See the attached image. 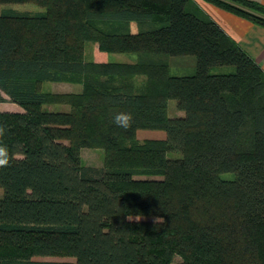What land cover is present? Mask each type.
I'll return each instance as SVG.
<instances>
[{
	"label": "trees",
	"instance_id": "trees-1",
	"mask_svg": "<svg viewBox=\"0 0 264 264\" xmlns=\"http://www.w3.org/2000/svg\"><path fill=\"white\" fill-rule=\"evenodd\" d=\"M204 1L264 28L260 3ZM87 42L101 59L85 61ZM183 56L195 73L170 76L168 58ZM170 99L183 116L168 117ZM4 102L22 112L0 111L3 143L20 153L0 169V264H264V72L194 0H0ZM119 112L130 128L115 125ZM140 130L165 136L140 142ZM84 148L103 149L100 168ZM49 257L73 261L37 260Z\"/></svg>",
	"mask_w": 264,
	"mask_h": 264
},
{
	"label": "rangeland",
	"instance_id": "rangeland-1",
	"mask_svg": "<svg viewBox=\"0 0 264 264\" xmlns=\"http://www.w3.org/2000/svg\"><path fill=\"white\" fill-rule=\"evenodd\" d=\"M199 8L205 12L202 3L204 0H194ZM2 10L12 9L17 12H28L35 13L43 11V8L38 7L32 3H9L1 6ZM206 13V12H205ZM98 27L108 30V31H121L129 33H137L148 27L147 24L137 23V22H128V23H114V22H104L97 21L95 23ZM95 46L92 42L85 43L84 47V59L89 61L91 59H101L100 55L95 53ZM137 59L135 53H111L108 54L107 61L111 62H121V63H134ZM169 75L170 76H190L195 73L196 62L195 58L192 56H183V57H169ZM234 71L232 66H214L210 68V73L212 74H227ZM40 90L42 92H56V93H78L81 91V85L79 84H70V83H43L41 84ZM51 111L56 112H67L69 107L62 104H54L47 106ZM21 108L16 104L10 102H5L0 105V111L2 112H21ZM167 115L170 118L183 116L182 111L177 110L176 101L173 99L168 100L167 102ZM165 136V132L161 130H140L137 132L138 141H143L147 139H162ZM103 149L101 148H84L80 150V157L82 162L85 165L100 168L103 165ZM173 155V156H172ZM177 157L179 154L172 153L170 157ZM223 178H232L231 173L222 174ZM2 191L0 189V197ZM132 220H147V221H157L158 218L154 217H131ZM37 260L44 261H73L71 258H61V257H49V258H37ZM180 258H175V263H179Z\"/></svg>",
	"mask_w": 264,
	"mask_h": 264
},
{
	"label": "crops",
	"instance_id": "crops-1",
	"mask_svg": "<svg viewBox=\"0 0 264 264\" xmlns=\"http://www.w3.org/2000/svg\"><path fill=\"white\" fill-rule=\"evenodd\" d=\"M251 1L264 5V0ZM202 6L211 19H213L264 72V28L210 3L203 2ZM3 97L6 100L8 99L5 95ZM1 104L3 103H0V105Z\"/></svg>",
	"mask_w": 264,
	"mask_h": 264
},
{
	"label": "clouds",
	"instance_id": "clouds-1",
	"mask_svg": "<svg viewBox=\"0 0 264 264\" xmlns=\"http://www.w3.org/2000/svg\"><path fill=\"white\" fill-rule=\"evenodd\" d=\"M134 117L130 112H119L114 116V123L116 126L128 129L133 124ZM8 129L4 123H0V169L10 166L12 160L20 153L10 152L7 145L3 143V137L6 135Z\"/></svg>",
	"mask_w": 264,
	"mask_h": 264
}]
</instances>
